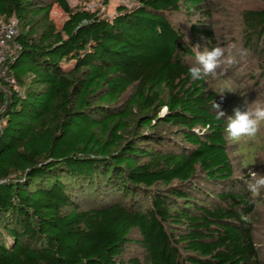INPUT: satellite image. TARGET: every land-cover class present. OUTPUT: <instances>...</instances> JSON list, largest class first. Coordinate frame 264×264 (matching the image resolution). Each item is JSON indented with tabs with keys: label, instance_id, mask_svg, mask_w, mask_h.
Masks as SVG:
<instances>
[{
	"label": "trees",
	"instance_id": "obj_1",
	"mask_svg": "<svg viewBox=\"0 0 264 264\" xmlns=\"http://www.w3.org/2000/svg\"><path fill=\"white\" fill-rule=\"evenodd\" d=\"M185 1L202 12L205 0ZM181 5L135 0L104 17L66 0H0L20 46L0 89V264H140L125 258L133 232L145 264H262L261 201L235 177L219 92L190 77L196 57L169 20ZM242 24L263 73L264 8ZM191 32L215 40L210 27Z\"/></svg>",
	"mask_w": 264,
	"mask_h": 264
},
{
	"label": "rangeland",
	"instance_id": "obj_2",
	"mask_svg": "<svg viewBox=\"0 0 264 264\" xmlns=\"http://www.w3.org/2000/svg\"><path fill=\"white\" fill-rule=\"evenodd\" d=\"M71 8L80 7L91 11H98L104 17H112L118 6L133 7L135 0H107V4L103 0H66ZM181 10L178 13L169 15L172 26L183 35L181 41L186 48L190 49L196 57V49L202 52L204 49L211 50L216 46H221L225 50L226 57H231V64L225 63L219 70L225 79V84L230 86L236 83L238 100L243 105L247 103L257 102L264 104V72H261L256 59L246 57V53L242 49V14L247 10H260L264 5L260 0H205L199 8L202 12L198 13L186 8V1L180 0ZM50 17L57 28L66 20V14L56 5L52 6ZM203 25L210 27L215 36L213 43L208 42L204 37L194 38L191 27ZM186 63L193 66L196 65V58L190 61L185 58ZM229 77V78H228ZM206 79V88L208 91L220 92L221 87L225 85L219 80L211 77ZM230 83V85L228 84ZM225 87V88H227ZM231 88V87H230ZM16 89V88H15ZM232 91V90H231ZM130 91L125 94L123 102L129 98ZM239 100V101H240ZM216 103L220 104V110L225 113L222 117L227 119L233 114L228 112L225 107L226 102L218 95ZM122 104V103H121ZM164 112L162 110L161 114ZM263 144V145H262ZM229 157L235 170V177L244 176L243 179L249 182L251 172L264 174V131H262L254 141H241L239 143H229ZM261 201V202H259ZM257 213L253 221V235L255 242L260 251L262 264H264V197L258 199ZM82 208L84 206H81ZM138 234L133 232L131 236L132 244H128L126 248L125 258H137L140 264L146 263V254L138 243Z\"/></svg>",
	"mask_w": 264,
	"mask_h": 264
},
{
	"label": "clouds",
	"instance_id": "obj_3",
	"mask_svg": "<svg viewBox=\"0 0 264 264\" xmlns=\"http://www.w3.org/2000/svg\"><path fill=\"white\" fill-rule=\"evenodd\" d=\"M7 27V26H6ZM15 30L9 32L8 39H12ZM2 43V42H0ZM196 49V65L189 69L190 77L193 80H203L207 77L219 79L222 73L219 71L225 63L231 64L232 58L226 57L225 50L221 46H216L211 50L204 49L202 52ZM3 57H0V61ZM225 92L232 93L231 88L221 87L220 95L223 98ZM213 109L216 118L221 119L225 113L220 110V104L213 102ZM233 115L226 119L225 139L229 143H239L241 141H254L258 135L264 131V104L252 102L243 105V108L233 109ZM247 188L254 200L264 197V174L251 172Z\"/></svg>",
	"mask_w": 264,
	"mask_h": 264
},
{
	"label": "built area",
	"instance_id": "obj_4",
	"mask_svg": "<svg viewBox=\"0 0 264 264\" xmlns=\"http://www.w3.org/2000/svg\"><path fill=\"white\" fill-rule=\"evenodd\" d=\"M7 26V27H6ZM15 30V35L12 39H8L9 32ZM17 34V21L11 19L8 22L0 21V57H3V60L0 61V89L3 87L2 83H13L9 77H7L6 71L7 67L5 62L7 58L16 53L20 46L14 41V37Z\"/></svg>",
	"mask_w": 264,
	"mask_h": 264
}]
</instances>
